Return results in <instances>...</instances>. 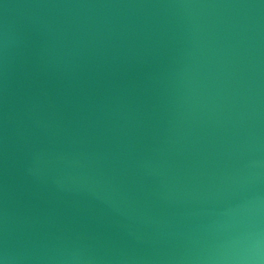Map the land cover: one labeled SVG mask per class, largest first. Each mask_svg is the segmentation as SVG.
<instances>
[{
  "label": "water",
  "instance_id": "water-1",
  "mask_svg": "<svg viewBox=\"0 0 264 264\" xmlns=\"http://www.w3.org/2000/svg\"><path fill=\"white\" fill-rule=\"evenodd\" d=\"M4 264H264V0H0Z\"/></svg>",
  "mask_w": 264,
  "mask_h": 264
},
{
  "label": "clouds",
  "instance_id": "clouds-1",
  "mask_svg": "<svg viewBox=\"0 0 264 264\" xmlns=\"http://www.w3.org/2000/svg\"><path fill=\"white\" fill-rule=\"evenodd\" d=\"M0 264H4V262L2 260H0Z\"/></svg>",
  "mask_w": 264,
  "mask_h": 264
}]
</instances>
